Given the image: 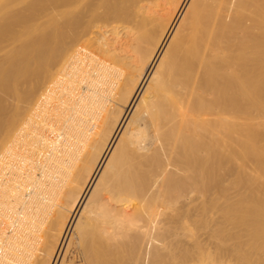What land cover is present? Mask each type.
Wrapping results in <instances>:
<instances>
[{"label": "bare ground", "instance_id": "bare-ground-1", "mask_svg": "<svg viewBox=\"0 0 264 264\" xmlns=\"http://www.w3.org/2000/svg\"><path fill=\"white\" fill-rule=\"evenodd\" d=\"M0 264H264V0H0Z\"/></svg>", "mask_w": 264, "mask_h": 264}, {"label": "rangeland", "instance_id": "rangeland-1", "mask_svg": "<svg viewBox=\"0 0 264 264\" xmlns=\"http://www.w3.org/2000/svg\"><path fill=\"white\" fill-rule=\"evenodd\" d=\"M239 137L242 138L241 141L244 142L243 146L241 147L242 148L241 150L243 151V153L241 155V158H240L241 161L239 160L240 164H242V165H241V168H240L241 170L239 172H237L236 175L231 177L230 178L231 180H246V173L249 174L248 171H250L248 168H247V171H245V169L243 167V165L246 166V161L248 160V154H247L248 145L246 143L247 134L246 133H242L241 136H239ZM240 138H239V140H240ZM238 164H239V162H238Z\"/></svg>", "mask_w": 264, "mask_h": 264}]
</instances>
